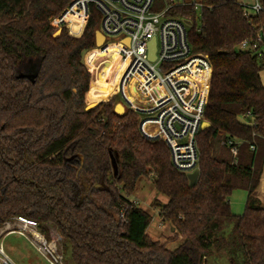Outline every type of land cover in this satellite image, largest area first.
Wrapping results in <instances>:
<instances>
[{
    "label": "trees",
    "instance_id": "obj_1",
    "mask_svg": "<svg viewBox=\"0 0 264 264\" xmlns=\"http://www.w3.org/2000/svg\"><path fill=\"white\" fill-rule=\"evenodd\" d=\"M197 1L198 13L186 0H156L193 23L191 50L212 67L210 126L196 135L199 175L190 186L167 147L141 137L134 113L114 112L117 99L86 110L83 55L95 46V8L76 38L65 29L54 36L51 25L68 0H0V226L23 216L48 239L55 228L66 264H264V63L238 48L264 23V0L248 18L237 0ZM68 18L78 35L82 20ZM146 178L167 199L151 203L174 230L165 243L147 235L152 217L129 197ZM235 190L246 192L241 215L230 209Z\"/></svg>",
    "mask_w": 264,
    "mask_h": 264
},
{
    "label": "built area",
    "instance_id": "obj_2",
    "mask_svg": "<svg viewBox=\"0 0 264 264\" xmlns=\"http://www.w3.org/2000/svg\"><path fill=\"white\" fill-rule=\"evenodd\" d=\"M237 2L246 18L258 16L263 11L259 0ZM189 4L199 12L198 1ZM90 7L100 16L98 31L104 40L102 46H95L83 55L84 66L91 76L87 94L102 79L97 77L95 69L87 66L86 56L104 45H117L114 60L106 63L109 72L104 78L105 83L115 79L113 89L94 102H108L112 98L117 99L118 104L123 102L124 111L129 110L137 116L141 137L162 142L169 150L173 168L186 176L193 173L198 169L196 135L206 122L204 113L212 75L206 57L191 50L188 31L193 23L171 16V5L158 8L156 0H68L51 25L58 29L68 28L71 32L68 16L74 15L82 20V30L78 34L81 36L90 18ZM78 35L72 36L77 38ZM152 40L155 41L154 60L150 59ZM238 48L264 63V23L256 28L254 39L242 41ZM228 145L232 142L228 141ZM229 151L232 156L237 153L235 146ZM11 233L23 236L48 264H65L59 235L47 239L35 220L23 216H16L0 226V264H13L1 244Z\"/></svg>",
    "mask_w": 264,
    "mask_h": 264
},
{
    "label": "rangeland",
    "instance_id": "obj_3",
    "mask_svg": "<svg viewBox=\"0 0 264 264\" xmlns=\"http://www.w3.org/2000/svg\"><path fill=\"white\" fill-rule=\"evenodd\" d=\"M186 1L192 2L193 0H186ZM238 1H240V0H238ZM246 1L249 3H252L254 0H246ZM63 29L62 28L61 29L60 28L59 29L54 28V30H55L54 35L55 34L59 35ZM65 30L67 31V33L71 37H74V36H72L73 34L71 35V32L69 31L68 28ZM111 52H113V51L105 48L104 46L101 49H98L97 52H95L91 55V57L89 59L88 66L90 67L91 61L93 59H97V58H100L101 60L108 59ZM83 63H84V57H83ZM112 63H114V62H112ZM33 66H34V64H33V62H31L30 63V70L31 71H33V69L35 67V66L34 67ZM107 72H109V68L105 70L106 74H107ZM260 79H261L262 85L264 86V69L260 73ZM114 82H115V79L113 78L111 81L108 82V84H105V87H108V89L110 91H112V85ZM94 101H97V99L96 100L94 99L90 102L85 100L86 106L88 104H96ZM120 103H122V105H124L123 102H120ZM115 106H116V104H115ZM124 107L126 108L125 105H124ZM263 172H264V169H263ZM155 194L162 201L167 202L166 197H163V196L158 195L156 193V191L153 188L151 179L146 178V179H140L137 182L135 191L129 197L131 199H133V201H135V203H138V205L142 206L145 204L147 205V202H145V201L148 200L150 197H154ZM229 200L231 202V204H230L231 212L235 215H241L243 213V210H244V205H245V200H246V192L243 190H235L232 192ZM152 202H153V200L150 201V207H152L151 206ZM166 225H168V224H166ZM162 227H164V226L159 221L158 215H153L152 222L150 223V225L146 229V233L154 241H160V240H162V241L166 240L167 241L168 239L172 238V237H170L171 231L169 229V225H168V228H166V227L162 228ZM50 229H51V235L49 234V239H51L53 236L57 235L55 228L51 227ZM1 244H2V247L5 251V253L10 258V260L12 261L13 264H48L35 251V249L30 245V243L23 236H19L16 233H11V234L6 235L3 238V240L1 241ZM167 244H172V243L168 242ZM172 245H174V244H172ZM166 248L168 250H170L172 248V246L168 245V247L166 246ZM63 251H64V249H63ZM67 255H68V253L65 250V260L67 258ZM219 264H230V263L226 259H224L221 262H219Z\"/></svg>",
    "mask_w": 264,
    "mask_h": 264
},
{
    "label": "bare ground",
    "instance_id": "obj_4",
    "mask_svg": "<svg viewBox=\"0 0 264 264\" xmlns=\"http://www.w3.org/2000/svg\"><path fill=\"white\" fill-rule=\"evenodd\" d=\"M102 46V45H101ZM110 46V50H112L113 52L110 53V56L108 59H103L101 60L100 58L97 59H93L91 61V65H90V69L92 70H96L97 73V77L100 79H102L101 81H98L97 86H93L92 91L87 95L86 100L88 102L98 98V97H104L107 94H109L111 91L108 89V87H105V70L108 69L106 63H108L109 61H112L114 59V56L116 55V53L118 52V46L117 45H109ZM116 47V48H115ZM108 60V61H107ZM98 64V65H97ZM96 91L98 92H95ZM112 89H113V85H112ZM97 93V95H96Z\"/></svg>",
    "mask_w": 264,
    "mask_h": 264
},
{
    "label": "water",
    "instance_id": "obj_5",
    "mask_svg": "<svg viewBox=\"0 0 264 264\" xmlns=\"http://www.w3.org/2000/svg\"><path fill=\"white\" fill-rule=\"evenodd\" d=\"M54 36H58V35L55 34ZM103 40H104L103 35L99 31H97L96 34H95V46L100 47L103 44ZM149 45H150V51H151L150 52V59L154 60V45H155V41L152 40ZM20 77H27V78L33 79L35 77V74H33L31 76L21 74ZM97 104L98 103H96V104H88L86 106V110L95 107ZM114 112L117 115L122 116L124 114L123 106L121 104H117L115 106V108H114ZM209 126H210V124L208 122H204L201 125V130H203L205 128H208ZM198 175H199V170L198 169H196L193 173L187 175V179L189 181V185L190 186H194V184L196 183V180L198 178Z\"/></svg>",
    "mask_w": 264,
    "mask_h": 264
},
{
    "label": "crops",
    "instance_id": "obj_6",
    "mask_svg": "<svg viewBox=\"0 0 264 264\" xmlns=\"http://www.w3.org/2000/svg\"><path fill=\"white\" fill-rule=\"evenodd\" d=\"M95 91H96V89H95ZM98 93V92H97ZM97 93H96V95H97ZM86 100V99H85ZM263 177H264V172H262V176H261V178H260V183H259V186H258V189H257V198L259 199V201L264 205V190H263V192L262 193H260V187H261V184H262V180H263ZM164 197V196H163ZM154 199H157L160 203H162V204H164V203H166V201L164 202V201H162L156 194H155V196L154 197H150L148 200H146L145 202H147V205L145 204V205H142V206H140V205H138L142 210H144V211H146V212H148L149 213V215L152 217V219H153V215H158V208H155V207H150V201L151 200H153L154 201ZM230 204H231V202H230ZM235 215V214H234ZM159 217V216H158ZM159 221H160V218H159ZM161 222V221H160ZM161 224L164 226V227H162V228H168V225H164L162 222H161ZM169 229H170V231H171V236L170 237H173L174 236V230L169 226ZM148 235V234H147ZM149 236V235H148ZM150 237V236H149ZM151 238V237H150ZM160 243H165L166 242V240H160L159 241ZM181 242V238L179 237L178 239H177V241H175V242H170V243H172V244H174V245H172V244H166V246L168 247V245H171L172 246V248L169 250V251H173L178 245H179V243Z\"/></svg>",
    "mask_w": 264,
    "mask_h": 264
}]
</instances>
